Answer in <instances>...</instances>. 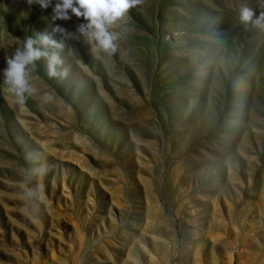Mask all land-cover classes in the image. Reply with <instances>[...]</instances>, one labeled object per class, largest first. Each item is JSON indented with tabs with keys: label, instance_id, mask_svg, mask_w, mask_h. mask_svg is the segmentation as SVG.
Listing matches in <instances>:
<instances>
[{
	"label": "rangeland",
	"instance_id": "1",
	"mask_svg": "<svg viewBox=\"0 0 264 264\" xmlns=\"http://www.w3.org/2000/svg\"><path fill=\"white\" fill-rule=\"evenodd\" d=\"M58 2L0 0V264H264L257 0H142L111 54ZM43 34L67 75L41 57L18 104L6 61Z\"/></svg>",
	"mask_w": 264,
	"mask_h": 264
},
{
	"label": "clouds",
	"instance_id": "2",
	"mask_svg": "<svg viewBox=\"0 0 264 264\" xmlns=\"http://www.w3.org/2000/svg\"><path fill=\"white\" fill-rule=\"evenodd\" d=\"M49 0H27L29 5L36 3L42 8L48 6ZM142 0H59L53 9V19L69 20L72 15L83 18L86 23L80 26V31L86 33L93 41L97 49L106 53H114L117 36L108 31L109 26L116 23L132 7L140 4ZM257 11L251 7L241 6L239 9L240 22L247 25L251 23L254 27L264 29V0H257ZM54 31L64 32L59 27ZM39 43L43 48L61 49L63 45L53 40L49 35H40L37 40L27 38L22 48H18L14 55L7 59V67L3 70V83L7 86L9 93L16 97L18 104L25 102V97L33 93V88L29 83L30 69L35 68V62L41 57L48 60V76H66L67 71H57V66L63 61L57 52L51 54L42 51L39 47H34ZM49 93H44L45 102L51 100Z\"/></svg>",
	"mask_w": 264,
	"mask_h": 264
}]
</instances>
